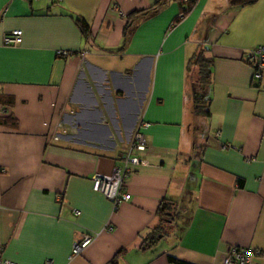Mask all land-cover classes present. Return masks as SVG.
Wrapping results in <instances>:
<instances>
[{
  "label": "crops",
  "instance_id": "obj_1",
  "mask_svg": "<svg viewBox=\"0 0 264 264\" xmlns=\"http://www.w3.org/2000/svg\"><path fill=\"white\" fill-rule=\"evenodd\" d=\"M182 3L0 0L3 259L223 264L239 247L264 264V90L242 60L264 46V0H195L179 19ZM11 31L20 44L2 46ZM198 53L210 62L206 82L191 63ZM139 121L145 164L131 168L129 200L113 210L91 180L121 165ZM163 200L171 211L160 220Z\"/></svg>",
  "mask_w": 264,
  "mask_h": 264
},
{
  "label": "built area",
  "instance_id": "obj_2",
  "mask_svg": "<svg viewBox=\"0 0 264 264\" xmlns=\"http://www.w3.org/2000/svg\"><path fill=\"white\" fill-rule=\"evenodd\" d=\"M24 1H39V0H24ZM52 2H59L61 0H50ZM113 11H118L116 7H112ZM21 42V34L19 31H11L6 33L1 38V45L4 47L14 48ZM85 52L79 54L82 59ZM55 55L57 57H67L71 55L69 52L58 50ZM243 62L251 69V80L256 88L264 90V46H255L245 50L242 54ZM148 128V124L139 121L133 131L132 137L120 158V166L113 168L108 176L94 175L91 180V188L95 192H99L105 199H107L113 210L124 202L129 200V195L124 192V181L131 172L132 167L145 164L144 161L137 157L138 154L145 152V140L143 132ZM76 215L77 211H73ZM93 236L85 234L79 242L73 244L71 249L72 256L78 254L85 248ZM258 252L246 248H229L224 259L223 264H250L251 257L257 255ZM0 264H16L1 257L0 246ZM50 264V261L45 262Z\"/></svg>",
  "mask_w": 264,
  "mask_h": 264
},
{
  "label": "trees",
  "instance_id": "obj_3",
  "mask_svg": "<svg viewBox=\"0 0 264 264\" xmlns=\"http://www.w3.org/2000/svg\"><path fill=\"white\" fill-rule=\"evenodd\" d=\"M29 2V1H28ZM195 0H185V4L186 7L184 9H181V14H180V18L184 17L187 12L189 11L190 7L194 4ZM183 4V3H182ZM185 4H183L185 6ZM179 19L175 20V22L177 23L179 21ZM76 26L79 30V32L81 33V35L86 39L89 35H88V27L85 24L84 21H82L81 19H77L75 20ZM192 64H195L197 66V75H198V79L199 82H206L208 80V69H209V65L210 62L207 58H205L203 56V54L201 55V53L195 54V56H193L192 60H191ZM200 99H195V112H198V106L197 103H199ZM205 113V112H204ZM206 114V113H205ZM171 211L170 208V204H168V202H165L164 200L161 202V204L159 205V207L156 210V215L158 217V219L162 220L163 218H167L169 216V213ZM168 263L169 264H185L181 261L172 259V258H168ZM109 264H115L114 259L111 260L109 262Z\"/></svg>",
  "mask_w": 264,
  "mask_h": 264
}]
</instances>
